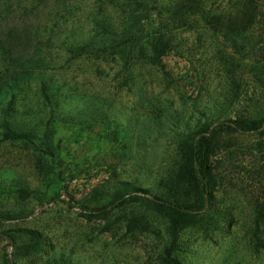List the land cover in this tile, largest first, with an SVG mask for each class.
<instances>
[{"label":"rangeland","instance_id":"374dc122","mask_svg":"<svg viewBox=\"0 0 264 264\" xmlns=\"http://www.w3.org/2000/svg\"><path fill=\"white\" fill-rule=\"evenodd\" d=\"M263 3L257 0L258 15L235 41L213 26L212 31L202 25L177 28L173 49L159 67L142 60L126 66L118 58H74L54 40L46 43L52 59L46 74L67 96L106 100L81 107L82 127H92V115L101 109L114 120L111 131L119 127L126 135L122 143L95 149L94 133L84 129L77 139L78 126L60 129L54 137L59 151L56 158L45 159L44 167L24 144L0 145V211L14 218L0 222V264H169L165 257L170 264H264V246L253 241L257 224L256 234L264 239V135L218 133L215 213L182 227L177 237L145 200L92 215L108 206L120 183L150 186L155 195L173 191L180 163L175 145L178 135L187 134L184 123L215 118L222 109V121L233 120L264 105ZM92 14L119 23L110 0H65V8L45 9L39 24L55 35L72 31L79 38L89 36ZM212 15L242 17L232 0H212ZM67 109L77 115L78 108ZM33 110L44 115L42 109ZM161 110L183 113L185 119L176 124L164 113L155 119Z\"/></svg>","mask_w":264,"mask_h":264},{"label":"trees","instance_id":"16d2710c","mask_svg":"<svg viewBox=\"0 0 264 264\" xmlns=\"http://www.w3.org/2000/svg\"><path fill=\"white\" fill-rule=\"evenodd\" d=\"M110 1L119 11V23L114 25L106 16L92 14L89 36L82 33L83 36L74 38L72 31L65 35L59 30V34L55 35L51 27L39 24V17L45 9L51 5L56 8L59 4L65 8V0H0V145L24 144L36 154L40 166L44 167L47 164L45 159L56 158L59 151L54 137L60 129L78 126L75 133L77 139L82 138L84 129L88 135L94 133L97 135V142L93 143L95 149L113 147L125 139L126 132L118 131L119 127L111 131L114 120L106 118L101 109V113L92 115L93 126L99 127V131H91V128L95 129L91 125L82 127L81 107H95L106 100L81 94L67 96L63 92V88L46 74L47 66L52 63L44 49L49 41L57 42L61 51L74 58L84 55L118 58L126 66L133 60H142L159 67L162 59L173 49L177 28L202 25L212 31L213 26L223 37L235 41L246 27L252 25L260 10L257 0H232L236 12L242 14L239 20L212 15V0ZM262 10L264 18V3ZM232 45L238 47L236 43ZM262 88L264 93V85ZM261 100H264V94H261ZM33 107L42 109L44 115L37 116L38 112ZM71 107L78 108L77 115L70 114L67 108ZM257 110L248 116L222 121L226 113V109H222L215 118L202 116L204 120L200 119L195 124L184 123L187 134L178 135L180 141L175 145L176 159L180 163L173 177L176 184L173 191L155 195L150 186L138 187L132 181L120 183L122 188L114 192L108 206L88 214L103 215L108 207L145 200L167 220L173 237H177L182 227L194 224L200 217L209 216L212 219L217 186L213 162L218 149L217 135L220 132L264 135V105ZM161 113L172 117L176 124L185 119L183 113H165L162 110L154 118L162 117ZM214 123L216 125L212 129ZM111 136L113 139H110ZM114 169L111 166L112 172ZM1 176L3 178V174ZM11 219L14 218L9 212L0 211V222ZM255 228L258 232V224ZM256 232L253 240L256 247L264 246V239L260 241ZM36 244L41 245L38 239ZM164 259L171 263L170 258Z\"/></svg>","mask_w":264,"mask_h":264}]
</instances>
